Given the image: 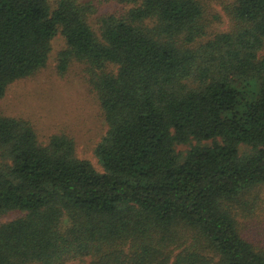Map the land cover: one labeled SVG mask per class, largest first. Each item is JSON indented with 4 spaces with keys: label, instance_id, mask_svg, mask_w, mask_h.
Instances as JSON below:
<instances>
[{
    "label": "trees",
    "instance_id": "16d2710c",
    "mask_svg": "<svg viewBox=\"0 0 264 264\" xmlns=\"http://www.w3.org/2000/svg\"><path fill=\"white\" fill-rule=\"evenodd\" d=\"M113 1L95 32L91 2L0 0V99L60 34L106 123L98 172L0 114V264H264L236 207L264 187V0H219L223 31L205 0Z\"/></svg>",
    "mask_w": 264,
    "mask_h": 264
},
{
    "label": "rangeland",
    "instance_id": "374dc122",
    "mask_svg": "<svg viewBox=\"0 0 264 264\" xmlns=\"http://www.w3.org/2000/svg\"><path fill=\"white\" fill-rule=\"evenodd\" d=\"M86 1L93 3L96 10V15L89 21L95 32L96 17L118 14L128 8V4L113 0H83ZM205 1L215 16L212 29L227 30L229 22L219 0ZM50 47L48 61L43 68L7 87L0 99V114L29 122L40 143H46L54 135L69 137L74 142L76 157L90 162L101 172L94 149L105 134L106 123L96 97L85 84L83 67L79 64L73 63L64 76L57 73V56L65 47L60 34L53 38ZM186 149V146L176 147L181 152ZM236 207L239 209L237 219L241 235L264 249V187L249 193ZM18 216L21 214H9L2 217L0 223Z\"/></svg>",
    "mask_w": 264,
    "mask_h": 264
}]
</instances>
